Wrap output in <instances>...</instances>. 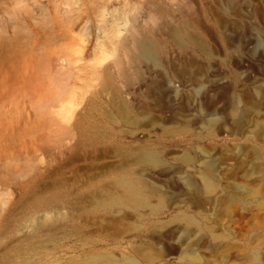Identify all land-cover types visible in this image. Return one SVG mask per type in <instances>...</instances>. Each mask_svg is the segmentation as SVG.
Returning <instances> with one entry per match:
<instances>
[{
	"label": "rangeland",
	"instance_id": "374dc122",
	"mask_svg": "<svg viewBox=\"0 0 264 264\" xmlns=\"http://www.w3.org/2000/svg\"><path fill=\"white\" fill-rule=\"evenodd\" d=\"M263 143L264 0H0V264H264Z\"/></svg>",
	"mask_w": 264,
	"mask_h": 264
},
{
	"label": "bare ground",
	"instance_id": "6f19581e",
	"mask_svg": "<svg viewBox=\"0 0 264 264\" xmlns=\"http://www.w3.org/2000/svg\"><path fill=\"white\" fill-rule=\"evenodd\" d=\"M152 156L153 155H148L149 158H152ZM263 164H264V156H263ZM262 179H263V182H264V171H263V178ZM203 184H204L203 187H204L205 191H207V192L212 191L213 185L210 183V181H207V179H206L205 181H203ZM124 185H126V186H125V190H124L121 198L119 199L120 203H122L124 205L128 204L133 209H138V208L142 207L141 200L139 198V192L136 190V185H134L133 183L128 184L127 182H124ZM240 188L243 191H245L247 189L245 187V185H243V184L240 185ZM233 195L234 194L230 195V197L232 198ZM241 195L245 197V195H243V194H241ZM111 204H114V202L109 203V205H111ZM262 209H264L263 202L256 201V211L258 213H260ZM247 213H248V210H246V214H241L240 217L236 220L237 228L240 231H244V232L247 231V230H245V227L243 225L244 219L246 218ZM252 258L253 259H257V254L252 255Z\"/></svg>",
	"mask_w": 264,
	"mask_h": 264
}]
</instances>
